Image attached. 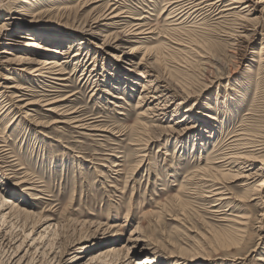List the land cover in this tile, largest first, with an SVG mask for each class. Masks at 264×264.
<instances>
[{
    "label": "rangeland",
    "instance_id": "1",
    "mask_svg": "<svg viewBox=\"0 0 264 264\" xmlns=\"http://www.w3.org/2000/svg\"><path fill=\"white\" fill-rule=\"evenodd\" d=\"M178 1L0 0V93H74L61 107L107 128L57 129L41 102L0 117V264H92L113 243L102 264H264V2ZM52 57L67 80L22 70ZM233 154L252 159L238 179L200 178Z\"/></svg>",
    "mask_w": 264,
    "mask_h": 264
},
{
    "label": "bare ground",
    "instance_id": "2",
    "mask_svg": "<svg viewBox=\"0 0 264 264\" xmlns=\"http://www.w3.org/2000/svg\"><path fill=\"white\" fill-rule=\"evenodd\" d=\"M180 1V0H179ZM178 1V2H179ZM208 1V0H207ZM206 1V2H207ZM217 1H222V0H217ZM227 1V0H226ZM229 1V0H228ZM20 2H23V3H27L28 0H20ZM175 2V1H174ZM264 1H261V0H233L232 1V4H236V3H240L241 5H243V8H245V10L247 11L246 12V15L249 14L250 10H252L253 8H255V5L256 4H259V3H262ZM177 3V2H176ZM231 3V2H230ZM200 4V3H199ZM229 4V3H228ZM227 4V5H228ZM23 5V4H22ZM25 5V4H24ZM206 5V4H204ZM217 5V4H216ZM207 6V5H206ZM214 6V5H213ZM226 6V5H225ZM179 7V6H178ZM264 7V6H263ZM204 8V7H203ZM231 8V7H230ZM242 7H240L241 9ZM112 9V8H111ZM175 9V8H174ZM108 10V9H107ZM237 10V9H236ZM262 10V9H261ZM117 11V10H116ZM105 12V11H104ZM103 12V13H104ZM180 12V11H179ZM195 12V11H194ZM220 12V11H219ZM242 12V11H241ZM185 13V12H184ZM240 13V11H239ZM225 14V13H224ZM227 14V13H226ZM100 15V14H99ZM98 15V16H99ZM122 15V14H121ZM246 15L245 17L244 16H241L242 18H245L246 19ZM103 16V15H102ZM183 16V15H182ZM187 16V15H186ZM231 16V15H230ZM237 16V15H236ZM120 17V14L119 13H114V11L110 10L108 11L103 17L102 19L105 20V23L104 25L105 26H112L114 24H116V21H117V18ZM189 17V15H188ZM97 18V17H96ZM125 18V17H124ZM98 20H101L98 18ZM98 20H96V22H98ZM120 20V19H119ZM172 21V20H171ZM176 21V20H175ZM245 21V20H244ZM250 21V20H249ZM102 22V21H101ZM121 22V21H119ZM118 22V23H119ZM126 23V22H125ZM180 23V22H179ZM181 24V23H180ZM137 25V23H136ZM143 25V23H142ZM141 25V26H142ZM171 25V24H170ZM178 25V24H177ZM98 26H99V23H98ZM140 26V25H139ZM140 26V27H141ZM179 28V27H178ZM127 30V28H126ZM125 30V31H126ZM26 31H30V30H24V32L27 34ZM135 31H137V29H129L127 30V37H129V35H133V34H138L136 33ZM122 32V31H121ZM120 32V33H121ZM123 33V32H122ZM141 33V31H140ZM146 33V32H145ZM30 35V34H27V36ZM125 35V34H124ZM22 36V35H20ZM134 36V35H133ZM145 36V35H144ZM29 37V36H28ZM119 37V36H118ZM126 37V36H125ZM131 37V36H130ZM132 40V39H131ZM130 42V41H129ZM263 48V47H262ZM135 51L137 49H134ZM133 50V51H134ZM76 52V51H75ZM69 53V50L66 52V54ZM65 54V53H64ZM79 53H74L75 56H77ZM73 55V56H74ZM263 55V54H262ZM264 61V60H263ZM66 61L64 60H61L60 59H57L56 57H52V58H45V60L41 61V63H38L36 66L32 67V66H29L25 69H22V70H26V71H30V74H32L33 78L35 80H41L42 82H50L52 81L53 79L55 80H60V81H63V80H67V77L63 76L65 71L64 69L62 68L61 64L64 63ZM264 69V68H263ZM11 77H8L7 79H10ZM94 85V84H93ZM98 85V84H97ZM48 87H51V84L50 85H47ZM6 88H13V89H16L18 88L17 86L15 85H9L8 87ZM7 90V89H6ZM5 90V91H6ZM46 90V89H45ZM100 90V89H99ZM10 91H14V90H10ZM48 91V89L46 90ZM107 92V94H109L111 97L115 98L116 100H120V99H123L122 96H118L116 94H113L111 91L109 90H104ZM48 93V92H47ZM43 94L42 96H40L38 99L36 98H33V96L31 98H27V97H24V96H27V95H24V94H20L22 97L18 100H13L14 98L13 97H10V95H5L3 92L0 93V98L1 96L5 99L6 103H4V101L1 103V107H0V117L2 116V118L6 117L9 115V113L13 112L14 110H16L12 116V118L8 121L5 129L12 125L14 120L17 119V117L19 116H23V117H28L29 116V111H28V107H32L34 106V104H40L41 102V107L45 108L44 110H46L47 112L49 113H52V114H55L57 117L55 120H52L49 122V125L51 124H54L55 127H58L57 129L59 128H63L62 126L60 125H56V124H66V125H69V127L71 126L72 128H77V129H83V130H106L107 128H101L99 127V125H96V123L94 124L95 121H98V117H100L101 119V115H91V116H83L80 112L81 110H77V109H71V108H68L67 106H63L61 107L62 103H65L66 100H69L70 96H74V93H70V95H67L66 97H50L49 95L50 94ZM70 101V100H69ZM115 101H110V103L112 104H116L114 103ZM117 102V101H116ZM117 106V105H115ZM146 110V109H144ZM19 113V114H17ZM144 113H140L139 115H142L143 116ZM1 118V119H2ZM211 119H215V116L211 117ZM102 120V119H101ZM100 121V120H99ZM98 124V123H97ZM105 127V126H104ZM140 130L144 131L146 129V126H139L138 127ZM223 128V126L221 125V129ZM5 129H4V132H5ZM76 129V130H77ZM1 131V130H0ZM82 131V130H81ZM141 131V132H142ZM2 132V131H1ZM235 133V132H234ZM3 135V134H2ZM238 134H236L235 137H237ZM232 135H230L231 137ZM248 136V135H247ZM250 136V135H249ZM3 137V136H1ZM233 138V137H232ZM237 140V139H236ZM247 140V139H246ZM249 140V139H248ZM3 141V140H2ZM235 141V140H234ZM257 141V140H256ZM6 142V141H5ZM253 142V141H252ZM259 142V141H258ZM251 143V142H250ZM254 143V142H253ZM229 145V144H227ZM2 146H5V145H1L0 144V148H2ZM244 147V145H243ZM249 147V146H248ZM253 147V146H252ZM255 147V146H254ZM242 148V147H241ZM250 148V147H249ZM5 149V148H4ZM233 149V148H232ZM237 149V148H236ZM240 149V148H239ZM243 150V149H242ZM255 150V149H254ZM258 150V149H257ZM245 151V150H244ZM253 151V150H252ZM249 152V151H248ZM258 153V152H257ZM1 154V153H0ZM222 154V157H225V154L224 153H220ZM227 155V154H226ZM1 157V156H0ZM242 158H246L248 160H251V157L249 156H244V155H238V154H233V155H229V157H226L225 159H223L226 163L225 164H220L221 162L223 161H215L214 163H217L218 165H208L206 166L205 169H202L200 171V178H204V177H209L211 179H213L214 181H217L219 182L221 179H227V181L231 182V181H234L236 179H238L240 176L238 175V173H233L231 171V167L232 165H238ZM222 159V158H221ZM247 160V161H248ZM250 162V161H248ZM242 165V164H241ZM250 165V164H249ZM138 166V165H137ZM223 166H227L225 169H222L220 167H223ZM243 167V166H242ZM245 167V166H244ZM240 169V168H239ZM241 170V169H240ZM14 173V172H13ZM16 173V172H15ZM241 174V173H239ZM249 174V173H248ZM244 176V175H242ZM241 176V177H242ZM26 177V176H25ZM245 177V176H244ZM255 177V176H254ZM253 177V178H254ZM247 178V177H246ZM249 178V177H248ZM27 179V178H26ZM34 180V179H33ZM255 180V179H254ZM23 182H27V180H24V179H20L19 183L22 184ZM255 183L252 184L251 186H254V188L258 189V190H262V183L261 182H258V181H254ZM30 185L29 187H27V189H33L34 187V184H28ZM253 188V189H254ZM221 189H223L222 191H220ZM227 190L226 188H224L223 186L222 187H217L216 189H214L213 191H210V192H214L213 195H217L219 198L221 199H224V198H227L228 195H231V193L229 191H225ZM251 191V190H250ZM254 192V190H252ZM260 193V192H259ZM258 193V194H259ZM254 194V193H253ZM230 197V196H228ZM257 197V196H256ZM259 197V196H258ZM257 197V198H258ZM32 198H37V197H32ZM250 199H253L252 197H249ZM235 199V198H234ZM259 199V198H258ZM255 200V199H254ZM253 201V200H252ZM264 201V200H263ZM234 221H232L236 227L234 226V228L232 229L231 228V231L229 233V235L226 237V241H234V240H238L239 238V232H241V225L245 224V217L244 216H239V217H236L235 219H233ZM235 236V237H234ZM220 240V239H219ZM134 241V239H133ZM123 248V247H121ZM121 248L118 246V244H111L107 247H105L104 249H100L99 253L97 255H94L92 256V259H94V261L92 262V264H97V263H101L107 259V257H114V256H118L121 252ZM80 250V249H79ZM149 258L145 259L144 263H149ZM127 261L126 258L122 259V260H119V261H115L114 263L112 264H124L125 262ZM105 264V263H104Z\"/></svg>",
    "mask_w": 264,
    "mask_h": 264
}]
</instances>
